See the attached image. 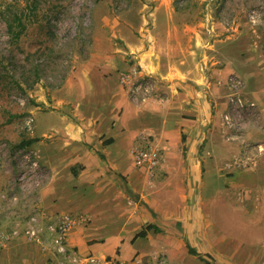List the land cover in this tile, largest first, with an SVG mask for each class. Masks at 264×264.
<instances>
[{"label":"rangeland","instance_id":"obj_1","mask_svg":"<svg viewBox=\"0 0 264 264\" xmlns=\"http://www.w3.org/2000/svg\"><path fill=\"white\" fill-rule=\"evenodd\" d=\"M169 23L177 28L169 29ZM18 29L21 33L16 37ZM155 31L171 40H202L197 62L220 99V106L212 109L215 118L208 132L218 128L220 140L215 152L199 157L196 172L179 174L177 182L185 187L173 197L184 199L178 205L184 219L167 221L164 230H158L177 237L176 259L170 261L165 251L155 257L136 252L130 259H124L129 250L108 255L130 264L136 255L147 264H158V256L163 259L159 264H206L204 259L209 264H264V187L256 173L264 156V0H0V230L15 226L23 230L28 217L35 215L41 241L22 235L11 241L46 244L52 254L48 261L68 264L52 250V236L40 234L47 217L86 214L89 222L73 229L87 228L92 222L104 235L120 229L115 204L96 206L94 211L86 203L75 205L86 200L90 182L98 190L103 182L114 183L127 204L137 203L144 212L151 210L148 191L154 183L167 187L174 183L164 162L152 171L136 166L142 171V188L135 190L128 176L112 171L96 150L99 166L72 168L81 182L72 183L71 200L62 210L48 214L42 202L52 173L37 152L76 150L73 127L83 135L90 101L107 99L100 97L106 70L117 72L128 100L160 101L159 81L151 94L142 89L128 93L120 81L122 71L134 61L140 64L138 53L121 50L120 41L152 40ZM234 91L247 104L225 123ZM32 138L38 140L23 143ZM79 142L87 148L85 137ZM147 142L164 150L153 134L144 131L136 136L132 150ZM124 152L129 160L128 149ZM169 198H164L166 204ZM188 246L198 255L191 254Z\"/></svg>","mask_w":264,"mask_h":264},{"label":"crops","instance_id":"obj_2","mask_svg":"<svg viewBox=\"0 0 264 264\" xmlns=\"http://www.w3.org/2000/svg\"><path fill=\"white\" fill-rule=\"evenodd\" d=\"M168 28L177 27L169 23ZM168 36L164 37L163 34L155 31L152 34V40L120 41L121 50L125 48L130 52L138 53L137 56L144 71L160 82L159 89L162 93L159 102L135 103L128 100L121 90L117 72L108 68L112 71L106 70L107 75H102L101 90L103 92L100 96L106 95L107 99L97 98V101L101 102L97 104L90 101L87 107L90 109L86 111L87 117L84 122L86 131L83 135L77 133V129L73 127L76 138L73 143L76 150L66 153H58L55 150L50 153L41 150L37 152L39 159L49 166L52 173L51 182L43 195L42 202L48 214H57L63 209V204L71 200L72 183L81 182V176H74L72 168L82 165L88 170L89 167L101 164L96 150L106 157L112 171L128 176L129 184L135 190L142 188V184H139L142 171L135 168L132 155L136 136L142 131L153 134L157 143L165 150L166 157L162 165L170 172L169 178L173 179L174 183L171 182L169 187L165 183H154L148 191L150 196L147 204L151 208L150 212H144L137 203L127 204L124 195L118 190V186L113 185L114 183L103 182L98 190L90 182L86 200L82 198L81 201H76L75 205L86 203L87 208L94 211V209L115 204L114 207L117 206L116 209L121 217L120 229L113 234L104 235L97 230L93 222L87 228L73 229L68 236V245L78 248L81 254L94 253L102 258L116 250L121 252L129 250L124 259H130L136 252L155 257L158 252L165 251L170 261L172 258L176 259L173 257V252L179 246L177 237L174 238L170 231L158 232L155 228L164 230L162 226H165V222L184 219L185 212L178 213L180 210L178 205H182L184 199L180 196L173 197L185 187L177 182L180 178L179 174L196 172L199 157L204 159L210 155L211 151L215 152L220 133L214 126L211 131L209 128L208 132V126L210 122L214 123L215 116L212 109L220 106V99L216 89L212 87L214 84L209 85V79L206 78L197 62L203 47L202 40H171ZM87 86V90L90 91L91 84ZM81 137H85L87 148L83 146V142H79ZM109 139L112 141L105 143ZM126 149L129 152V160L124 152ZM184 156L187 161H184ZM256 173L257 178L260 179L259 184L263 188L264 156L260 160ZM82 189L85 188L82 186ZM170 189H174L170 194L161 193ZM151 192L154 193L151 194ZM166 195L170 197V202L167 204L164 200ZM65 198L66 201L61 203ZM55 199L57 201H54ZM152 214H155L157 218ZM58 220L59 218L54 219L53 216L47 217L48 222L42 227L40 234L53 236V228ZM106 223L110 225L109 222ZM149 224L156 227L147 229L145 236L135 237ZM18 242L13 240L0 251V264H54L53 261H48L52 254L46 244L27 242L28 244L21 245Z\"/></svg>","mask_w":264,"mask_h":264},{"label":"built area","instance_id":"obj_3","mask_svg":"<svg viewBox=\"0 0 264 264\" xmlns=\"http://www.w3.org/2000/svg\"><path fill=\"white\" fill-rule=\"evenodd\" d=\"M120 81L123 87L128 93L138 94L139 90H144L151 94L154 89L158 87L157 80L150 74L145 73L140 64L134 61L128 71H122L120 73ZM245 102L237 91H234L229 96V105L231 112H227L224 116L225 123L231 121V113L238 114L242 109ZM134 163L137 167H143L146 170L152 171V169L164 162V150L158 146H154L152 143L147 142L146 145H137L132 150ZM37 217L35 215L28 217V223L23 230L18 229L17 226L12 227L10 230H0V249H2L13 238L19 236H26L29 239L35 241H41L39 236V228L37 224ZM89 222V217L86 214H63L59 217L58 223L54 226V235L51 238V246L54 252L62 255L64 259L68 260V264H130L126 261L119 259L112 255H106L102 258L89 254L87 256H80L78 251L69 247L68 234L76 226ZM37 224V225H35ZM158 264L163 262L160 260V256L157 257ZM133 264H147L143 258L138 255L132 259ZM132 264V263H131Z\"/></svg>","mask_w":264,"mask_h":264},{"label":"trees","instance_id":"obj_4","mask_svg":"<svg viewBox=\"0 0 264 264\" xmlns=\"http://www.w3.org/2000/svg\"><path fill=\"white\" fill-rule=\"evenodd\" d=\"M20 20V19H19ZM19 23H21V20H20V22ZM21 33V29H18L17 31H15V36L17 37V36H19V34ZM38 139L37 138H32V139H28V140H26V141H23V143L26 145V144H31V143H33V142H35V141H37ZM112 140L111 139H109L107 142L108 143H110ZM98 153V152H97ZM101 155V154H100ZM152 227H156V226H152V225H147L146 227H144L142 230H140L136 235H135V237H139V236H145L146 235V231H147V229H150V228H152ZM156 230H159L157 227L155 228ZM188 249H189V252L191 253V254H193V255H198V253L192 248V247H190V246H188ZM204 261H205V263L206 264H209V262L207 261V260H205L204 259Z\"/></svg>","mask_w":264,"mask_h":264}]
</instances>
